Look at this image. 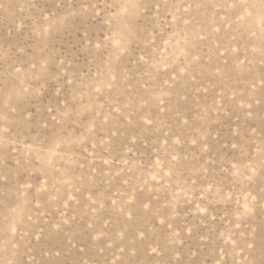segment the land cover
<instances>
[{
	"label": "rangeland",
	"instance_id": "374dc122",
	"mask_svg": "<svg viewBox=\"0 0 264 264\" xmlns=\"http://www.w3.org/2000/svg\"><path fill=\"white\" fill-rule=\"evenodd\" d=\"M0 264H264V0H0Z\"/></svg>",
	"mask_w": 264,
	"mask_h": 264
}]
</instances>
